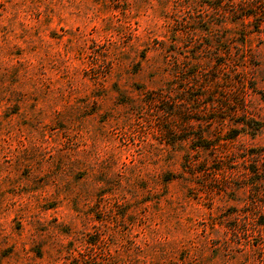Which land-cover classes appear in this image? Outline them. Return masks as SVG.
Segmentation results:
<instances>
[{"label":"rangeland","instance_id":"1","mask_svg":"<svg viewBox=\"0 0 264 264\" xmlns=\"http://www.w3.org/2000/svg\"><path fill=\"white\" fill-rule=\"evenodd\" d=\"M262 225L264 0H0V264H264Z\"/></svg>","mask_w":264,"mask_h":264},{"label":"trees","instance_id":"2","mask_svg":"<svg viewBox=\"0 0 264 264\" xmlns=\"http://www.w3.org/2000/svg\"><path fill=\"white\" fill-rule=\"evenodd\" d=\"M246 126L248 127V126H250V125H249L248 123H246ZM254 126H258V127H259L260 124H259V123H255ZM251 128L257 129L256 127H251ZM236 138H237V135L230 137L227 141H228V142H232V141H234ZM167 178H168V177H167ZM176 179H179V177H173L172 179H171V178H168V179L166 180V182H172V181H174V180H176ZM262 226H264V225H262Z\"/></svg>","mask_w":264,"mask_h":264}]
</instances>
